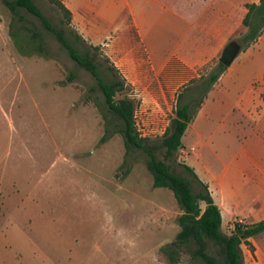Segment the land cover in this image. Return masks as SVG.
Listing matches in <instances>:
<instances>
[{"label": "rangeland", "instance_id": "obj_1", "mask_svg": "<svg viewBox=\"0 0 264 264\" xmlns=\"http://www.w3.org/2000/svg\"><path fill=\"white\" fill-rule=\"evenodd\" d=\"M6 1L12 0H0V172L6 187L1 201L8 208L0 209V264H171L166 250L181 231L173 192L154 188L142 151L126 155L124 138L115 133L120 122L108 114L95 78L31 16L27 20L35 23L26 22V28L39 37L25 54L18 51ZM35 1L73 41L75 32L86 44L100 47L91 52L98 54L107 80L110 67L119 71L125 91L117 99L135 102L139 132L161 138L182 89L166 95L154 68L139 65L144 46L132 19L127 35L110 34L94 45L80 20L63 25L58 7ZM109 19L123 31L124 18L113 12ZM248 31L244 26L232 40L242 44V51L261 44L255 83L241 95L236 112L215 110L203 123L196 118L178 154V163L193 168L209 187L225 171L232 178L251 170L246 157L264 159V34L245 45ZM115 39H121L119 45ZM166 39L161 46L169 49L177 36L168 31ZM41 43L42 51L36 49ZM220 58L200 74L208 75ZM196 124H202L206 146L192 140ZM175 170L200 191L183 168ZM191 262L182 254L178 264Z\"/></svg>", "mask_w": 264, "mask_h": 264}, {"label": "crops", "instance_id": "obj_2", "mask_svg": "<svg viewBox=\"0 0 264 264\" xmlns=\"http://www.w3.org/2000/svg\"><path fill=\"white\" fill-rule=\"evenodd\" d=\"M62 2L72 12L74 20L78 19L85 24L87 35L94 45H100L107 38L105 36L110 34L127 35L130 29L128 21L131 18L145 53L137 61L141 66L149 64L154 68L159 80L166 84L167 91L164 89V93L168 95L171 90L177 92L182 89L179 94L182 93L188 87L187 84L203 76L200 70L218 59L225 46L244 27L247 4H258L260 0ZM113 12L118 18L125 19L123 31L110 22L109 15ZM155 17L159 18L155 20ZM168 31L175 34L177 39L172 47L166 49L161 46V42L167 40ZM120 40L115 43L119 45ZM261 52V44L258 43L240 53L209 93L196 117L198 121H210L209 116L215 110L227 111L228 114L236 112L241 95L256 81L254 67L262 57ZM133 60L136 62V59L130 61ZM201 125L196 124L192 140L206 146ZM189 127L184 137H187ZM246 160L251 170H243L232 178L225 171L221 177L216 178L214 185L210 183L212 197L222 212L223 225L229 224L232 227L237 221L254 224L264 220V159L246 157ZM4 179V174L0 172V209L8 208V203L1 201L6 188ZM249 241L254 249L243 246L246 264H264V233Z\"/></svg>", "mask_w": 264, "mask_h": 264}, {"label": "trees", "instance_id": "obj_3", "mask_svg": "<svg viewBox=\"0 0 264 264\" xmlns=\"http://www.w3.org/2000/svg\"><path fill=\"white\" fill-rule=\"evenodd\" d=\"M48 1L62 12V24L71 25L72 12L62 0ZM6 6L13 15L10 33L18 51L25 54L24 50H30V46L39 37L36 32L26 28V22L31 25L35 21L40 22L67 50L70 57L97 81L105 96L108 114L120 122L115 133L123 136L126 155L132 151H142L147 156L146 164L153 176L154 188L173 192L181 211L178 217L181 231L166 250L170 263L178 264L181 255L187 254L191 257V264H246L243 246L254 249L249 240L264 233V220L254 224L237 221L231 229L224 230L221 209L215 203L209 186L199 178L193 168L178 163V154L183 148V137L189 125L195 121L209 93L228 67L219 59L208 75L189 83L185 91L179 94L175 116L161 138L142 137L135 124V102L127 97L117 99V95L125 91V81L119 71L110 67L111 78L107 80L101 73L98 54L91 52H98L99 46L86 44L75 32H72L75 37L73 41L67 36L66 30L51 24L35 0L6 1ZM247 9L243 25L249 31L243 37L242 43L250 45L264 34V0H260L258 4H247ZM28 16L35 21L27 20ZM37 48L42 51L43 44ZM193 85L196 87L193 88ZM191 91H195L199 97L190 94ZM108 114H104V117L108 118ZM106 140L107 136H104L102 141ZM175 167H181L185 173L191 175L200 186V191L195 192L193 181L177 173Z\"/></svg>", "mask_w": 264, "mask_h": 264}, {"label": "water", "instance_id": "obj_4", "mask_svg": "<svg viewBox=\"0 0 264 264\" xmlns=\"http://www.w3.org/2000/svg\"><path fill=\"white\" fill-rule=\"evenodd\" d=\"M242 52V44L237 40L230 41L224 48L220 61L230 67Z\"/></svg>", "mask_w": 264, "mask_h": 264}, {"label": "built area", "instance_id": "obj_5", "mask_svg": "<svg viewBox=\"0 0 264 264\" xmlns=\"http://www.w3.org/2000/svg\"><path fill=\"white\" fill-rule=\"evenodd\" d=\"M134 118H135V124H136V127H137V130H138V132L139 131H141V129H140V122H139V114H138V112L137 111H135V116H134ZM166 130H167V128L164 130V132H163V135L165 134V132H166ZM140 133V132H139ZM141 134V133H140ZM141 136L142 137H147V136H145V135H143V134H141Z\"/></svg>", "mask_w": 264, "mask_h": 264}]
</instances>
